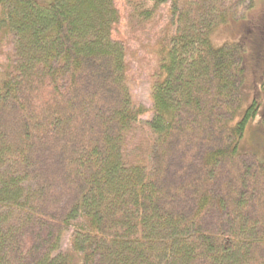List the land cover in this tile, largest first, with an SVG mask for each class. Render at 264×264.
Returning <instances> with one entry per match:
<instances>
[{"label":"trees","instance_id":"obj_1","mask_svg":"<svg viewBox=\"0 0 264 264\" xmlns=\"http://www.w3.org/2000/svg\"><path fill=\"white\" fill-rule=\"evenodd\" d=\"M42 1L0 0V264H264V162L239 149L264 0H126L168 16L149 108L114 0Z\"/></svg>","mask_w":264,"mask_h":264},{"label":"rangeland","instance_id":"obj_2","mask_svg":"<svg viewBox=\"0 0 264 264\" xmlns=\"http://www.w3.org/2000/svg\"><path fill=\"white\" fill-rule=\"evenodd\" d=\"M50 0H44L43 3ZM118 8L120 18L114 26L112 37L122 40L126 51L127 62V79L131 91L132 100L141 104L146 108L150 107L149 85L153 81L151 75L156 62V42L163 34V27L167 22L168 16L166 8L162 7L158 10V14L151 20L138 21L128 16V6L126 0H114ZM264 4L259 5L251 14L254 19L253 26L249 23V30L254 34L251 38H247V49L243 54L244 60V84H243V99L242 102H251L258 97L261 102V113H264V90L260 88L261 72L258 74L260 67L261 56L264 50ZM234 23L226 26L222 31L225 37H234L241 26L247 25ZM241 24V26H240ZM248 28V27H247ZM247 28L245 29L247 31ZM259 102V101H258ZM257 113L254 118L247 124L244 137L239 144L241 151H249L257 156V159L264 162V133L260 130L261 113ZM147 112L141 117V120L147 119ZM259 132V134H257ZM136 143L132 140V145ZM63 247L66 245V240H63Z\"/></svg>","mask_w":264,"mask_h":264}]
</instances>
